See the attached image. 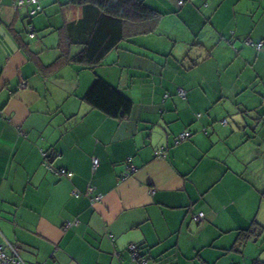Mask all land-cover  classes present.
<instances>
[{"label": "crops", "instance_id": "1", "mask_svg": "<svg viewBox=\"0 0 264 264\" xmlns=\"http://www.w3.org/2000/svg\"><path fill=\"white\" fill-rule=\"evenodd\" d=\"M16 1L0 0V245L29 264H141L130 244L143 264L264 263V0H142L157 19L94 65L72 60L80 6ZM96 76L125 116L84 100Z\"/></svg>", "mask_w": 264, "mask_h": 264}, {"label": "trees", "instance_id": "2", "mask_svg": "<svg viewBox=\"0 0 264 264\" xmlns=\"http://www.w3.org/2000/svg\"><path fill=\"white\" fill-rule=\"evenodd\" d=\"M68 3L81 7L82 16L73 25L77 37L85 34L81 39L75 37L74 42L82 44L83 48L72 60L90 65L99 63L132 30L143 31L140 25L158 17L157 12L142 0H68ZM84 100L112 117L125 116L131 107V100L100 76L95 77ZM249 232V229L242 231L240 240L245 239ZM254 264L264 263L255 261Z\"/></svg>", "mask_w": 264, "mask_h": 264}, {"label": "built area", "instance_id": "3", "mask_svg": "<svg viewBox=\"0 0 264 264\" xmlns=\"http://www.w3.org/2000/svg\"><path fill=\"white\" fill-rule=\"evenodd\" d=\"M179 4L183 3V0H179L178 1ZM27 7V16L28 17H32L38 13H40L42 11V6L39 3V0H17L14 3V7ZM30 29V33L29 36L31 38H33L34 32L32 31V28L29 27ZM247 43H250L249 41H247ZM258 47H260V44L257 45ZM178 95L182 98L186 97V91L182 88H178L177 91ZM191 136V132L190 131H183L181 133H179L176 136L175 139V143H179L182 142L186 139H188ZM157 155H161L162 151H156ZM44 159H46V153L43 152L42 153ZM98 164V160L97 159H93L92 160V167L95 168L96 165ZM44 165L46 166V168L50 171H53L57 174L60 175H65L70 177L72 175V173L70 171H67L66 169H55L52 165H50L48 162H44ZM125 167L127 169V172L125 175H129L131 173H133L135 171V166L131 164V159L127 158L125 161ZM100 196L96 197V199H99ZM203 217V213H198L197 215H194L193 218L196 221L201 220ZM70 224V223H68ZM128 250L130 252V258L132 261H137L141 264L145 263V259L140 257L139 251H138V246L136 244H130L128 246ZM0 264H29L27 262H25L24 260L21 259V257L18 255L15 247L10 244L9 242H7L5 245H0Z\"/></svg>", "mask_w": 264, "mask_h": 264}]
</instances>
